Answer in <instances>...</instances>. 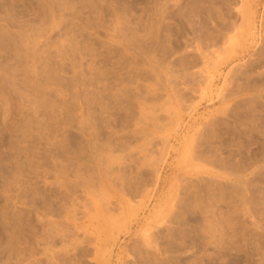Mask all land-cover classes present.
I'll return each instance as SVG.
<instances>
[{"label": "rangeland", "instance_id": "1", "mask_svg": "<svg viewBox=\"0 0 264 264\" xmlns=\"http://www.w3.org/2000/svg\"><path fill=\"white\" fill-rule=\"evenodd\" d=\"M0 264H264V0H0Z\"/></svg>", "mask_w": 264, "mask_h": 264}, {"label": "bare ground", "instance_id": "2", "mask_svg": "<svg viewBox=\"0 0 264 264\" xmlns=\"http://www.w3.org/2000/svg\"><path fill=\"white\" fill-rule=\"evenodd\" d=\"M241 3H242V2H241ZM243 3H244V2H243ZM246 5H247V4L244 3V5L241 4L242 7H240V6H239V7H240V10H241V11H240V14H241V16H242V17H241V18H242V22L247 26V29H249V28H250V25L252 24V23H251V20H250V14H251V12H250L249 8L247 7L248 5H247V6H246ZM238 12H239V11H238ZM239 16H240V15H239ZM243 23H242V25H244ZM237 24H238V23H237ZM240 25H241V24H240ZM242 25H241V26H242ZM235 28H236V27H235ZM220 29H221V27H220ZM240 30H241V29H240ZM230 31H231V30H230ZM233 32H234V31H233ZM240 33H241V32H240ZM229 34H230V33H229ZM236 35H237V33H236ZM208 38H209V37H208ZM211 38H212V37H211ZM224 38H225V36H224ZM234 38H235V37H234ZM232 39H233V38H232ZM233 41H234V40H233ZM232 43H233V42H232ZM232 43H231V44H232ZM222 44H223V42H222ZM233 44H234V43H233ZM228 45L231 46L230 43H228ZM234 45H235V44H234ZM196 46H197V45H196ZM229 46H226V47H227V50H228V47H229ZM231 47H232V46H231ZM227 50H226V51H227ZM229 50H230V49H229ZM229 50H228V51H229ZM222 53H224V52H222ZM220 54H221V53H220ZM225 55H226V54H225ZM220 58H221V57H220ZM223 59H224V58H223ZM213 60H214V59H213ZM217 61H218V60H217ZM217 63H218V62H217ZM195 149H196V148H195ZM141 150H142V149H141ZM190 152H191V151H190ZM111 158H112V157H111ZM195 159H197V158H195ZM198 161H199V160H198ZM186 162H187V161H186ZM191 163H192V161H191ZM194 163H195V162H194ZM187 167H188V166H187ZM247 187H248V186H247ZM246 191H247V190H246ZM243 197H244V196H243ZM101 198H102V197H101ZM94 201H95V200H94ZM169 202H170V201H169ZM95 203H96V202H95ZM100 203H102V202H100ZM102 204H103V203H102ZM169 204H170V203H169ZM172 204H173V203L171 202L170 205H172ZM95 206H96L95 209H97V204H96ZM102 206H103V205H102ZM102 206H100V207H102ZM172 206H173V205H172ZM98 207H99V206H98ZM167 207H168V204H167ZM91 208H92V207H91ZM93 208H94V207H93ZM102 208H103V207H102ZM168 208H169V207H168ZM104 209H105V208H104ZM104 209H103V212L105 211ZM100 211H101V210H100ZM107 212H108V211H107ZM171 212H172V211H171ZM94 213H95V212H94ZM99 213H100V212H99ZM99 213H98V214H99ZM91 214H92V213H91ZM100 214H101V213H100ZM100 214H99V215H100ZM104 214H105V213H104ZM110 214H111V213H110ZM162 214H163V213H162ZM162 214H161V215H162ZM95 215H96V213L93 214V216H95ZM107 215L109 216V214H107ZM101 216H102V215H101ZM111 216H112V215H111ZM113 217H114V216H113ZM159 217H161V216H159ZM108 218H110V217H108ZM94 219H96V218H94ZM102 219H103V218H102ZM158 219H161V218H158ZM125 220H126V219H125ZM103 221H104V220H103ZM109 221H110V220H109ZM157 221H158V220H157ZM121 222H122V221H121ZM121 222H119L118 224L116 223V224L119 226V224H120ZM123 222H124V221H123ZM103 223H105V222H103ZM117 225H116V226H117ZM153 225H154V224H153ZM116 226H114V229L116 228ZM111 227H112V226H111ZM99 230H100V229H99ZM92 231H93V230H92ZM111 233H112V231H111ZM102 238H103V237H102ZM155 239H156V238H155ZM142 244H143V243H142ZM149 247H150V246H149ZM146 248H147V247H146ZM161 252H162V251H161ZM145 253H146V252H145ZM147 259H148V258H147ZM157 259H158V258H157Z\"/></svg>", "mask_w": 264, "mask_h": 264}]
</instances>
